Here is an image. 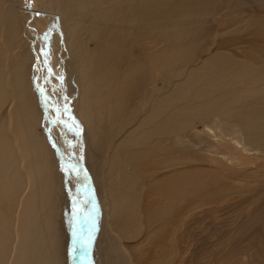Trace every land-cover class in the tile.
Masks as SVG:
<instances>
[{
	"label": "bare ground",
	"instance_id": "6f19581e",
	"mask_svg": "<svg viewBox=\"0 0 264 264\" xmlns=\"http://www.w3.org/2000/svg\"><path fill=\"white\" fill-rule=\"evenodd\" d=\"M61 14L86 135L99 151L112 147L95 174L107 221L104 262L171 264L182 205L211 196L219 202L234 193L226 183L264 181V0H63ZM19 16L13 0H0V37H18ZM212 38L216 46L207 51ZM7 65L0 42V264H68L52 186L56 156L35 90L18 70L21 82L10 84ZM154 69L172 72L173 81H160ZM192 129L203 138L184 139ZM240 229L219 261L239 264L248 255L264 263L258 212ZM157 251L166 253L142 262Z\"/></svg>",
	"mask_w": 264,
	"mask_h": 264
},
{
	"label": "rangeland",
	"instance_id": "374dc122",
	"mask_svg": "<svg viewBox=\"0 0 264 264\" xmlns=\"http://www.w3.org/2000/svg\"><path fill=\"white\" fill-rule=\"evenodd\" d=\"M13 1L17 4L20 14L19 35L16 37L14 32L11 38L6 31L5 36L0 37L8 61L7 78L11 84V79H16L15 71H20L25 85L30 83L36 93L34 103L37 106L36 112L41 115L40 125L46 128L47 141L56 156L54 169L56 181L52 186L55 190L54 200L56 203L59 201L63 223L66 224L63 225L68 235L67 262L107 264L104 262L106 254H109L105 244L108 238L104 241L107 221L95 174L107 167L112 147L105 146L99 151L94 148L92 140L87 136V127L80 112L83 88L79 70L67 47L66 32L62 24L63 0ZM6 7L9 8L8 5ZM218 16L217 18H221L223 15ZM10 39L12 44L9 42ZM90 45L93 46L92 43ZM215 46L216 42L212 38L206 50L210 51ZM154 75L160 81L168 78L169 84L173 81L172 72L167 76L154 69ZM16 80L21 82L20 78ZM241 106L246 107L245 104ZM231 126H234L233 122ZM195 135L203 138L204 132L202 129H192L184 134L183 138L188 139L189 136L195 138ZM118 137L120 135H116L114 140ZM183 148L198 154L195 148L188 147L185 143ZM91 151L95 152L100 160L98 158L97 161L93 160L92 154L95 153ZM90 162H93L92 167ZM253 172L250 167L247 174ZM248 181L251 183H226V190L234 193L225 196L219 202H214L216 198L211 196L200 201L197 206L186 203L182 205L186 210L185 218L180 225L182 237L173 243L176 251H172V254L175 253V259L171 264H224L219 259L240 240L242 233L240 226L252 215L253 209L264 221V181ZM253 187L254 193H243L249 192ZM257 202L258 204H255ZM189 216L194 219L192 224L186 223ZM194 233L195 239L192 241L191 236ZM125 243L126 240L124 246ZM190 250L193 252L192 256L186 255ZM165 253L162 251H157L155 255L152 252L148 253L142 262H154ZM242 258L243 262L239 264H264L250 261L248 255L241 256ZM245 258L247 261H244Z\"/></svg>",
	"mask_w": 264,
	"mask_h": 264
}]
</instances>
